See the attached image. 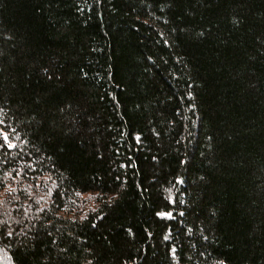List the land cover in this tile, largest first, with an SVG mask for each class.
Returning <instances> with one entry per match:
<instances>
[{"label": "trees", "instance_id": "1", "mask_svg": "<svg viewBox=\"0 0 264 264\" xmlns=\"http://www.w3.org/2000/svg\"><path fill=\"white\" fill-rule=\"evenodd\" d=\"M0 120V264H264V0H0Z\"/></svg>", "mask_w": 264, "mask_h": 264}, {"label": "snow or ice", "instance_id": "2", "mask_svg": "<svg viewBox=\"0 0 264 264\" xmlns=\"http://www.w3.org/2000/svg\"><path fill=\"white\" fill-rule=\"evenodd\" d=\"M165 43H167V41H165ZM2 123L3 121L0 120V124ZM13 147H15V144L12 142L8 132L4 128H0V149H12ZM169 203H173V201L169 200ZM180 203H183V201H180ZM155 215L163 219H173V213L171 211H158L155 213ZM180 215L182 216L183 213H180ZM168 231L170 232L171 229H169ZM129 233H131V229H129ZM8 235H11V233H8ZM149 235L151 234L149 233ZM163 239L165 241L169 240V234L166 233L163 236ZM219 264H224V261H219Z\"/></svg>", "mask_w": 264, "mask_h": 264}, {"label": "rangeland", "instance_id": "3", "mask_svg": "<svg viewBox=\"0 0 264 264\" xmlns=\"http://www.w3.org/2000/svg\"><path fill=\"white\" fill-rule=\"evenodd\" d=\"M90 198H91V197H90L89 195L83 197L86 206H89V205H90V202H89V199H90Z\"/></svg>", "mask_w": 264, "mask_h": 264}]
</instances>
